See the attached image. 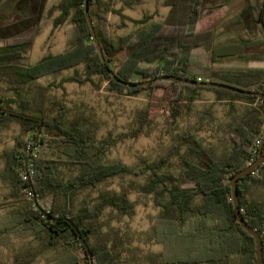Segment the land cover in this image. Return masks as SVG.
Here are the masks:
<instances>
[{
	"label": "trees",
	"instance_id": "1",
	"mask_svg": "<svg viewBox=\"0 0 264 264\" xmlns=\"http://www.w3.org/2000/svg\"><path fill=\"white\" fill-rule=\"evenodd\" d=\"M144 1L89 0L104 64L85 17V0H67L63 18L72 14L74 26L69 48L33 67L28 57L48 0H0V138L10 135L13 142L0 152L5 190L0 264H90L72 224L94 264L255 263L254 239L236 221L230 180L258 157L264 100L200 83L264 94V0H163L168 13L159 20L125 14ZM236 2L241 6L234 14L196 31L203 19ZM110 15L134 28L115 35ZM79 66L84 76L70 81L94 85L99 78L111 95L148 94L130 139L152 127L154 92L173 88L175 97L167 105L170 144L164 153L133 166L110 159L117 141L100 138L91 110L58 98L50 92L52 85L40 82ZM105 66L131 83L162 76L193 82L159 80L128 88ZM116 178L118 187L109 189ZM134 194L151 196L159 209L150 231L131 233L113 225L134 218ZM238 194L243 218L260 234L264 252V163L238 182ZM135 234L147 235L162 251L137 256Z\"/></svg>",
	"mask_w": 264,
	"mask_h": 264
},
{
	"label": "rangeland",
	"instance_id": "2",
	"mask_svg": "<svg viewBox=\"0 0 264 264\" xmlns=\"http://www.w3.org/2000/svg\"><path fill=\"white\" fill-rule=\"evenodd\" d=\"M66 1L48 0L45 17L38 28L28 57L33 67H36L37 63L45 56L58 55L69 48V42L74 37V26L71 22L72 14L63 18L62 6ZM162 1L145 0L142 5L134 8V10H127L125 14L133 19H141L145 15H154L155 19L159 20L168 13V9L162 6ZM240 6L241 2H236L230 8L217 10L214 15L203 19L197 25L196 31L202 32L211 29L222 18L234 14ZM109 20L112 23L110 29L115 35L126 34L134 28L129 22L124 24L117 16L110 15ZM261 37H264V35L262 34ZM229 67L240 66L239 64H232ZM78 76H84V66H79L76 70L65 71L57 77L41 78L40 82L45 85H52L50 92L58 98H64L74 104L82 103L91 110L99 122L100 138L110 136L117 141L116 147L110 154L111 160L119 159L126 165L133 166L141 158L154 160L165 152L170 144L169 125L171 121H169L167 105L175 97L172 87L158 88L154 92L150 101L152 109L149 113V118L153 121L152 127L147 129L137 139H130L128 137L132 129L136 127L138 114L149 102L148 94L144 92L137 96H130L128 93L117 96L111 95L107 90L108 84L99 78H95L94 85L90 83L81 85L70 81V79ZM206 95L211 97L210 94ZM179 127L181 126L179 125ZM12 144L10 135L0 138V152ZM34 148L35 145H33L32 149ZM119 183L120 180L117 178L110 181L109 189L118 187ZM4 194V185L0 182V203L3 201ZM131 198L136 205L134 218L122 220L120 223L117 222L119 220H115L113 225L131 233L150 231L159 215V209L154 205L151 196L134 194ZM1 213L0 216L2 215ZM134 239L133 245L138 246L140 249V251H133L137 256H142L147 251L154 253L162 251L161 246L149 243L147 235L139 236L135 234ZM20 242L19 239L12 240L13 244H20ZM4 253L6 254L5 251ZM81 253L84 255V252ZM128 255L126 254V256Z\"/></svg>",
	"mask_w": 264,
	"mask_h": 264
},
{
	"label": "water",
	"instance_id": "3",
	"mask_svg": "<svg viewBox=\"0 0 264 264\" xmlns=\"http://www.w3.org/2000/svg\"><path fill=\"white\" fill-rule=\"evenodd\" d=\"M84 12H85V17H86L88 26L91 30L92 39L94 41L96 49L100 55L101 61L105 64V59L103 57L100 44H99L98 39L96 37L95 31L93 29V23L91 21V17H90V13H89V0H85ZM105 67H106V71L108 72V74L111 76V78L116 83H118L124 87H128V88L147 87L151 84L156 83L159 80H170V81L186 82V83H192L193 82L191 80H183V79L173 77V76H162V77H159L157 79L150 80V81H145V82H141V83H131V82H126L122 79H119L113 73V71H111L107 66H105ZM200 84H202L206 87H214V88L224 89V90L231 91L234 93H238L241 95L259 97V98L264 100V94L259 93V92L246 91V90L231 87L229 85H225V84H221V83H214V82H204V83H200ZM5 112L9 113V111H5ZM39 133H40V131H39ZM263 147H264V137L260 143L259 153H258V157H257L256 161L254 163H252L250 166H248L247 168H245L244 170L238 172L230 180V187L232 190V201H233V206H234V210H235V214H236V221L240 225V227L243 230H245L254 239V242H255L256 258H255L254 264H264L263 242H262V238H261L260 234L257 231H255L251 226H249V224L243 218V215H242L241 210H240V199H239V194H238V182L241 179H243V178L253 174L254 172H256L259 169V167L264 163ZM32 148H33V146H32ZM32 148H31V152L33 150ZM72 227L77 231V233H78V235L82 241L83 247L85 248L86 253L88 255V258L90 260V264H94L93 258H92V253H91L87 243L81 238V235H80L78 229L73 224H72Z\"/></svg>",
	"mask_w": 264,
	"mask_h": 264
}]
</instances>
